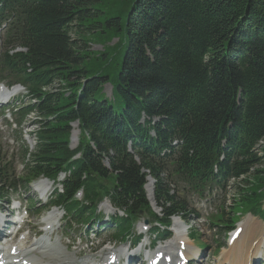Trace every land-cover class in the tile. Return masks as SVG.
I'll use <instances>...</instances> for the list:
<instances>
[{
	"label": "trees",
	"instance_id": "1",
	"mask_svg": "<svg viewBox=\"0 0 264 264\" xmlns=\"http://www.w3.org/2000/svg\"><path fill=\"white\" fill-rule=\"evenodd\" d=\"M24 17L20 43L28 49L32 76L46 79V87L58 85L46 92L40 116L63 109L67 101L59 89H71L66 118L84 123L105 151V141L128 132L139 114L163 115L167 127L155 131L182 139L175 159L182 171L221 183L203 170L224 151L223 169L240 179L237 205L257 204L264 196V169L258 168L263 159L252 150L264 142V0H30ZM114 37L120 44L108 48ZM92 42L106 48L91 52ZM83 79L88 80L77 98ZM107 83L112 99L102 92ZM67 122L41 127L43 170L63 155ZM111 165L124 194L139 204L141 167L119 158H111ZM141 166L156 178L155 195L164 210L181 211L158 166L147 160Z\"/></svg>",
	"mask_w": 264,
	"mask_h": 264
},
{
	"label": "rangeland",
	"instance_id": "2",
	"mask_svg": "<svg viewBox=\"0 0 264 264\" xmlns=\"http://www.w3.org/2000/svg\"><path fill=\"white\" fill-rule=\"evenodd\" d=\"M118 44H120V40H119V38L118 37H114V38H111L107 43H106V46L108 47V48H114L115 46H117ZM88 46H89V50L91 51V52H102L103 51V49H105L106 47L105 46H102V44H100V43H89L88 44ZM50 89H52V88H50ZM49 90V89H48ZM57 91V85L55 86V89L54 90H52V92H56ZM105 91L107 92H104L103 91V93H104V95L106 96V97H108V93L110 92V88H109V86H105ZM264 146V142L263 141H260V142H258L257 144H256V147H255V151L257 152V154H259V155H261L262 156V159H263V163L261 164V166L260 167H258L259 169H264V148H262ZM234 190H235V188H234V186H232L231 187V190H229V193H228V195H227V198H225V200L223 201V203H222V205H221V208H224L225 209V216L226 217H229V216H231V209H229V205L231 204V200L233 199V196L235 195V192H234ZM38 219V217H33V219L31 220V225H38V224H34V221L35 220H37ZM198 242H199V244L200 245H203V243L202 242H204V241H199L198 240ZM211 241L209 240V241H207V243H210ZM253 243V242H252ZM258 245V244H257ZM262 245H264V242H262ZM255 246V245H254ZM197 249V248H196ZM198 250L199 249H197L196 250V252H198ZM203 250L205 251L206 250V248H203ZM250 251V252H252L253 250H254V248H253V246L251 247V245L250 244H247V246H246V251ZM200 251V250H199ZM175 255V254H174Z\"/></svg>",
	"mask_w": 264,
	"mask_h": 264
},
{
	"label": "bare ground",
	"instance_id": "3",
	"mask_svg": "<svg viewBox=\"0 0 264 264\" xmlns=\"http://www.w3.org/2000/svg\"><path fill=\"white\" fill-rule=\"evenodd\" d=\"M147 190L149 191L150 190V185H148L147 186ZM244 237V235L243 236H241V237H239L236 241H235V244H234V246H237L240 242H241V240H242V238ZM259 243H260V241H259ZM258 243V245H262V243H260L259 244ZM15 246H17V248H18V246H19V242H17L16 243V245ZM12 246H9L8 248H7V251H9L10 250V248H11ZM171 248H172V246L171 245H167V250H168V253H170L171 252ZM258 248H260V247H258ZM257 247L252 251V252H250L249 250L248 251H246V252H244V254H242L241 256H234L233 257V259H231L229 262H230V264H243V262H244V260H243V258H245L246 259V257L249 255V254H252V256H254L255 254H256V252H258L260 249H258ZM20 248H18V250H19ZM159 251H162V250H159ZM195 255L196 254H198V252H195L194 253ZM174 255V254H173ZM29 258H31V257H29ZM32 259V258H31ZM176 258H172V260H175ZM228 259V258H227Z\"/></svg>",
	"mask_w": 264,
	"mask_h": 264
}]
</instances>
